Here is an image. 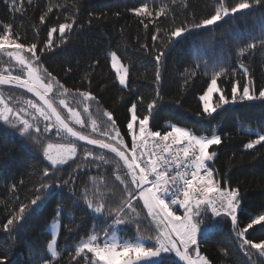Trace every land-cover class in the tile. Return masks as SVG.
I'll list each match as a JSON object with an SVG mask.
<instances>
[{"label": "trees", "instance_id": "trees-1", "mask_svg": "<svg viewBox=\"0 0 264 264\" xmlns=\"http://www.w3.org/2000/svg\"><path fill=\"white\" fill-rule=\"evenodd\" d=\"M20 2L17 0L18 6ZM22 2L23 11L13 12L9 7L12 0H0V33L4 31V25H11L12 31L19 35V43L37 44L39 64L64 87L73 92L76 89L90 91L98 101L91 102L90 114L101 124V131L111 129L103 115L107 110L112 113L121 137L130 147L127 124L131 120V105H137V116L142 119L149 114L147 104L155 99L157 104L149 119L150 131L163 134L170 131L169 125H176L196 136L216 134L221 137V143L209 149L216 152L211 168L222 187L239 189L240 227L264 213V142L253 149L244 147L257 138L255 133H264V101L240 103L209 116L203 111L199 99L206 91L212 74L221 68L226 72L217 82L228 97H231L232 86L237 81L242 86L251 78L257 93L264 88V46L259 44L264 38V6L239 13L211 28L187 32L182 39L174 41L173 38L169 43L167 34L176 27L190 26L214 14L217 0H187V7L182 6L183 0H177L175 5L170 0ZM236 2L238 0H228V6ZM144 3H149L153 11L162 4H168L172 11L159 19L154 16L137 17L131 10ZM51 4L62 7H54L41 23L40 16ZM67 17L76 20L71 32L62 41L57 30L52 37V48L45 49L49 30L52 27L58 29L60 23L70 22ZM157 28L161 29L159 38L153 41ZM249 43H257V47L239 56L238 50ZM41 49L45 50L41 52ZM159 51L165 55L157 65L154 57ZM111 52H116L129 67L128 89L122 88L117 81L110 63ZM241 62L249 69L248 77L239 67ZM157 67L161 75L159 82L155 80ZM74 99L77 100L78 96ZM3 126L0 122V256H7L6 264H43V260L49 258L46 245L51 240L47 226L60 217L62 230L58 249L62 255L59 264H70L69 252H74L81 240L87 239L93 231L102 236V230L112 224L115 214L108 215V210L119 206L124 196L123 185L115 180L113 174L114 165L97 167L99 162L90 164L82 161L84 149L88 148L80 143L75 161L59 170L52 169L49 177H43V170L50 168L43 155V147L53 141L34 131L39 143L17 133L8 135ZM105 155L109 159L114 157L107 151ZM93 177L97 178L96 184H93ZM100 177H103V182ZM42 181L53 185L60 183L61 186L45 190L41 207L27 215L11 234L5 233L2 225L21 204H29L37 195L36 188ZM63 181L68 183L63 184ZM12 185L16 186L14 190ZM97 186L104 193L106 206L98 218L92 215L83 199L87 187L89 197L98 200V195L93 196ZM133 203L140 212V235H155V226L150 223L141 201L133 200ZM210 220L214 223V232L199 239L201 254L207 256L211 264H249L239 248L241 241L231 222L222 217H211ZM121 234L134 241L136 225H123ZM246 237L254 242L264 240V222L250 229ZM88 256L91 257L90 254ZM253 259L255 264H264V260L256 256ZM167 260L181 264L178 259ZM71 264H77V261H71ZM79 264H85L84 260L79 259Z\"/></svg>", "mask_w": 264, "mask_h": 264}, {"label": "snow or ice", "instance_id": "snow-or-ice-1", "mask_svg": "<svg viewBox=\"0 0 264 264\" xmlns=\"http://www.w3.org/2000/svg\"><path fill=\"white\" fill-rule=\"evenodd\" d=\"M31 2L32 0H28L29 4ZM170 3L175 5L177 0H170ZM182 6L187 7V0H183ZM256 6H264V0H238L231 7L228 6V0H217L214 14L201 19L198 23L193 22L190 26L176 27L170 34L166 33L168 42L171 43L173 38H180L187 32L216 26L225 18L236 17L238 13H246ZM9 7L13 12H22L23 2L21 0L18 6L17 0H12ZM54 7L59 8L62 5H49L47 11L40 16L41 23L45 22V17L53 11ZM131 11L137 17L154 16L159 19L167 17L172 9L168 4H162L158 10L153 11L149 3H144ZM66 20L70 22L60 23L58 29L52 27L49 30L45 49L52 48V36L57 30L62 41L66 34L71 32L76 20L74 17H67ZM141 22L143 23V20ZM150 22L154 21L150 20ZM144 26L147 28L148 25ZM3 28L4 31L0 33V63H4L3 57L9 58V61L15 62L14 67L18 68L21 74L13 75L10 71L8 75L0 74V85L24 89L36 99H24L23 103L27 105V108L16 109L10 103L13 97H5L3 93H0V122L37 143L40 142L39 137L33 135V131L41 133L39 125L43 122V132L55 129L56 135L62 136L64 140L73 138L75 141H83L87 145L101 149L100 153L90 148L84 149L82 161H88L90 164L99 162L96 163L97 167L114 165L115 180L123 185L124 196L121 198L120 205L108 210V215L111 216L114 213L115 216L112 224L102 230L103 239H101V233L93 231L87 239L81 240L75 246L74 252H69L70 264L71 261H77L79 264V259H83L85 264H175L174 261L169 262L165 259L167 254H174L183 264H211L198 247V237L204 231L201 227L203 221L198 218L209 210L214 217L230 219L232 229L241 241L239 248L249 260V264H255L254 256L264 260V240L254 242L246 237L249 229L264 222V213L256 215L246 226L240 227L237 216L240 207L239 189L222 187V182L214 176L213 170L206 163L216 156V152H209V148L221 143L219 135L196 136L189 130L176 125H169L170 131H165L163 134L159 131H150L148 129L150 115L157 104L154 99L147 104L149 114L139 121L136 114L137 105L135 103L131 105V120L127 124L131 134L129 147L116 127L112 113L107 110L103 115L107 118L111 131L108 129L101 131V124L92 118L89 112L91 102L97 101L90 91L76 89L73 92L64 87L51 72L39 64L40 56L37 53L36 43L31 45L19 43V35L12 31L11 25H4ZM160 31V28L156 29L157 34L152 36L153 41L159 38ZM259 44L264 46V38L259 41ZM256 47L257 43H249L238 50V55L244 56ZM24 53H29L30 56ZM164 55L163 51H159L154 57L157 65L162 62ZM110 63L119 84L128 87L129 68L121 62L116 52L110 53ZM239 67L243 70L244 76L248 77V67L243 62ZM225 72L226 69L223 68L215 71L206 91L199 97L203 102V111L209 116L215 113L217 108L230 102L217 84L218 79ZM160 79V70L157 67L155 80L159 82ZM213 93H220L219 103L215 106L211 104ZM70 94L74 98L78 96V102L83 104V113L89 114L87 122L81 112L66 101L65 97ZM21 99L16 97L15 102L20 103ZM57 99L58 105L66 110L67 116L57 107ZM139 99L143 101L142 97ZM237 100L264 101V88L259 89L257 93L251 78L242 86L237 81L231 89V103H236ZM29 108L33 111L29 112ZM26 116H30L31 119L25 118ZM76 126H79V129L90 128V132L78 130ZM94 134L106 139L97 138ZM255 135L257 136L255 140L244 145L246 149H253L264 142V133H255ZM149 140L153 145L152 150L146 147ZM174 146L182 147L174 148ZM105 150L114 154V157L112 159L106 157ZM77 153V144L74 142L48 143L43 147V155L49 162L50 168L43 170V177H49L52 169L59 170L69 161H75ZM77 167H80V164H77ZM181 168L184 170L180 171ZM99 179L103 182V177ZM92 180L93 184H96L97 178L93 177ZM67 183L68 181H63V184ZM60 186V183L53 185L42 181L36 188L37 195L30 200L29 204H21L18 211L2 225V230L11 234L27 215L35 211V207H39L45 190ZM15 187L12 185L13 190ZM88 192L89 190L85 187L83 199L87 208L94 213L103 214L106 207L103 202L104 193L100 192L97 186L93 196L98 195L99 198L94 200L89 197ZM133 200L137 203L143 202L147 217L155 226V235H140L138 220L140 212ZM125 208L128 209L127 213ZM179 209H183L182 215L177 214ZM126 224L136 225L137 237L134 241L120 238L116 231L119 226ZM59 226V221H54L50 226L51 240L46 245L49 258L43 260V264H54V262L59 264V258L62 255L61 250L58 249ZM146 240L152 241L151 246L145 243ZM89 253L91 257L88 256ZM6 262L7 256H0V264H6Z\"/></svg>", "mask_w": 264, "mask_h": 264}, {"label": "rangeland", "instance_id": "rangeland-1", "mask_svg": "<svg viewBox=\"0 0 264 264\" xmlns=\"http://www.w3.org/2000/svg\"><path fill=\"white\" fill-rule=\"evenodd\" d=\"M250 11V10H249ZM248 11V12H249ZM239 14V13H238ZM225 19H227V18H225ZM220 23V22H219ZM55 34V33H54ZM53 34V35H54ZM186 34V33H185ZM185 34L182 36V37H180V38H174V41H178V40H180V39H182L184 36H185ZM53 37V36H52ZM24 55H26V56H30V54L29 53H24ZM109 57H110V54H109ZM119 57V56H118ZM3 60H4V63H0V74H3V75H8V72L10 71L13 75H17V74H21L20 72H19V69L18 68H16V67H14V65H15V62L14 61H9V58H7V57H3ZM121 60V59H120ZM122 62V61H121ZM123 63V62H122ZM124 64V63H123ZM126 66V65H125ZM129 68V67H128ZM5 69H8V71H5ZM114 71V70H113ZM115 73V72H114ZM117 81H118V79H117ZM118 83H119V81H118ZM217 84H218V82H217ZM120 85V84H119ZM122 88H124V89H128V87H129V75H128V87H124V86H122V85H120ZM218 87H219V85H218ZM220 88V87H219ZM221 89V88H220ZM221 91H222V93L229 99V103L228 104H226V105H223L221 108H217V110H216V112L215 113H213L212 115H216L217 113H219V112H221V111H223L224 109H226V108H230V107H233V106H235V105H238V104H240V103H253V102H256V101H239V100H237V102L236 103H231V97H228L224 92H223V90L221 89ZM0 93H3L4 94V96L5 97H8V96H12L13 97V99L10 101V103L13 105V107L14 108H16V109H19L20 107H25V108H27V105L26 104H24L23 103V100L24 99H33V100H35L36 98L34 97V96H32V94H30V93H27L26 92V90H24V89H21V88H16V87H13V86H5V85H0ZM52 95H54V94H52ZM219 95H220V93H213V96H212V100H211V104L213 105V106H215L217 103H219ZM16 97H21L22 99H21V102L20 103H16L15 102V99H16ZM75 98H77V97H75ZM65 99H66V101L67 102H69L70 103V105L72 106V107H74V108H76L78 111H80L81 112V114H82V116H83V118L86 120V122H87V120H88V116H89V114L88 113H83V104L82 103H80V102H78L79 101V98L77 99V100H75L74 99V97L70 94L69 96H67V97H65ZM202 102V101H201ZM202 105H203V102H202ZM57 107H59L60 108V110L62 111V113L65 115V116H67V112H66V110L65 109H63L61 106H59L58 105V99H57ZM28 111L29 112H32L33 110L32 109H28ZM89 112H90V108H89ZM137 114V113H136ZM25 118H27V119H31V117L30 116H26ZM138 121H139V118H138ZM138 121H137V123H136V129H137V132H138V127H139V125H138ZM4 126V129H5V131H6V133L8 134V135H14V134H20L19 132H17L15 129H13V128H10L9 126H7V125H5L3 122H1ZM40 128H41V133H39V134H43V135H45V137H48V138H50V140H52L53 142V144H63V143H68L69 141H71V142H74V143H76L77 144V148H78V144H80L78 141H75L73 138H69V140H64L63 139V137L62 136H58V135H56V131H55V129H53V130H51V131H49V132H43V122H41L40 123ZM77 128H78V130H82V131H85L86 133L87 132H90V128H88V129H79V126H76ZM148 127H149V123H148ZM109 131H111V129L109 130ZM35 132V131H34ZM129 134H130V132H129ZM94 135H97V138H101V139H106V137H99L98 136V134H94ZM130 138H131V134H130ZM125 141V140H124ZM125 143H126V141H125ZM87 146V145H86ZM87 148L89 149H92L94 152H96V153H100L101 151H100V149H98V148H96V147H92V146H87ZM210 149V148H209ZM209 152H210V150H209ZM214 159H215V157L213 158V160H211V161H208V162H206L207 163V165H208V167H210L211 168V165L213 164V161H214ZM45 160L47 161V159L45 158ZM70 162V161H69ZM47 163L49 164V162L47 161ZM67 165V164H66ZM65 166V165H64ZM63 167V166H62ZM212 169V168H211ZM51 173V172H50ZM214 173V172H213ZM48 196H50V194L48 195ZM44 202L42 201V202H39V207H35V206H33V207H35V209H39L40 207H41V205L43 204ZM241 210V202H240V207L238 208V211H237V216H238V213H239V211ZM90 211H91V209H90ZM181 211H182V213L180 214V213H177L178 215H182L183 214V209H181ZM91 213H92V215L94 216V217H100L102 214H97V213H94V212H92L91 211ZM211 217H213V218H216V217H214L213 215H212V213H211V211L209 210L208 212H206V213H203L202 214V216L201 217H199L198 219H200V220H202L203 221V223H202V225H201V227L202 228H204V231L199 235V237H198V241H199V239H201V238H203V237H208L209 235H211L213 232H214V223L210 220V218ZM228 221H230V219H228V218H226ZM54 221H59V231H58V235H57V239H58V245H59V238H60V234H61V230H62V224H61V220H60V217H58V218H56L55 220H53L48 226H47V231L51 234V225H52V223L54 222ZM263 223V222H262ZM254 226H256V225H254ZM253 226V227H254ZM121 230H122V226H119L117 229H116V231H117V233H118V235H119V237L120 238H122V239H124V240H130V239H125L123 236H122V234H121ZM249 231H250V229H249ZM101 239H103V235L101 236ZM145 243L148 245V246H151V244H152V241H145ZM90 254V253H89ZM47 255L49 256V254L47 253ZM91 255V254H90ZM168 258H174V259H178L177 257H175V255L174 254H167L166 256H165V259H168Z\"/></svg>", "mask_w": 264, "mask_h": 264}, {"label": "built area", "instance_id": "built-area-1", "mask_svg": "<svg viewBox=\"0 0 264 264\" xmlns=\"http://www.w3.org/2000/svg\"><path fill=\"white\" fill-rule=\"evenodd\" d=\"M149 150H152V148H153V145H152V142H151V140H149V144L146 146ZM175 147H182V146H174V148ZM184 169L183 168H181L180 169V171H183ZM176 206H174V208H175Z\"/></svg>", "mask_w": 264, "mask_h": 264}, {"label": "water", "instance_id": "water-1", "mask_svg": "<svg viewBox=\"0 0 264 264\" xmlns=\"http://www.w3.org/2000/svg\"><path fill=\"white\" fill-rule=\"evenodd\" d=\"M5 86H10V85H5ZM31 94V93H30ZM79 143H81V144H84V145H87L85 142H83V141H78ZM87 146H92V145H87ZM92 147H94V146H92ZM106 151V150H105ZM112 154V153H111ZM114 155V154H113ZM141 203L143 204V202L141 201ZM147 211V210H146ZM179 260V259H178ZM179 262L181 263V264H183V262L182 261H180L179 260Z\"/></svg>", "mask_w": 264, "mask_h": 264}]
</instances>
